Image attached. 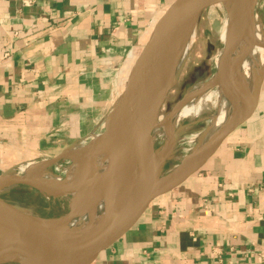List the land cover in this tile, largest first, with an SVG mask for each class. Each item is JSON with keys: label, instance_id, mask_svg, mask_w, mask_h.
<instances>
[{"label": "crops", "instance_id": "0c3cea01", "mask_svg": "<svg viewBox=\"0 0 264 264\" xmlns=\"http://www.w3.org/2000/svg\"><path fill=\"white\" fill-rule=\"evenodd\" d=\"M175 1L0 0V175L100 133ZM95 264H264V74L252 116Z\"/></svg>", "mask_w": 264, "mask_h": 264}, {"label": "water", "instance_id": "95a60500", "mask_svg": "<svg viewBox=\"0 0 264 264\" xmlns=\"http://www.w3.org/2000/svg\"><path fill=\"white\" fill-rule=\"evenodd\" d=\"M218 1L176 0L155 23L143 47L136 54H130L126 66L117 79L116 94L102 130L84 147L86 152L78 161L86 168L87 182L95 183L94 185L98 186L97 195H103L105 199L102 217L82 235L72 232L66 247L61 252L36 255L0 250V264H95L104 253L115 249L128 236L156 199L173 192L201 170L222 143L252 116L256 107L258 91L249 99L247 96L246 100L236 99L235 106L243 107L239 110L237 118L222 128L212 140L196 148V159L189 169L181 173L176 169L166 174L163 173V161L156 159L154 153L153 134L160 112L166 104L178 76L175 68L176 58L186 40L193 32H196L202 15L207 10L214 8ZM237 1L238 5L233 7L232 11H244L251 2V0ZM251 5L254 12L258 0H255ZM132 55L135 56L131 60ZM136 88L148 89L145 119L139 134L133 163L135 177L129 202L126 209L118 213L114 192L116 185L115 162L112 160L103 173H98L94 168V160L104 150L115 154L116 143L114 141L121 142L130 109L129 94ZM68 150L53 159L32 163L33 166L23 173H16V169H13L0 175V223H5L10 228L19 227L18 231L23 232L21 226L24 227L31 221L37 222L50 229L47 238H51L56 229L66 220L65 216L54 219L55 225H47L45 218L36 217L9 202L5 198V194L14 188L33 190L27 184V178L30 175L60 162L71 163L72 160H76L77 158L73 159L66 155Z\"/></svg>", "mask_w": 264, "mask_h": 264}, {"label": "bare ground", "instance_id": "6f19581e", "mask_svg": "<svg viewBox=\"0 0 264 264\" xmlns=\"http://www.w3.org/2000/svg\"><path fill=\"white\" fill-rule=\"evenodd\" d=\"M254 1L251 0L248 8L240 12L232 11L233 7L238 5L237 0H219L215 5L216 7H220L221 3L225 4L228 14V33L224 51L220 52L214 59L216 74L213 80L203 85L197 83L188 95L191 101L185 105L187 107L186 110L189 111L192 117L201 112L209 113V116L211 115L210 127L202 135L200 145L198 144L199 147L212 140L222 128L237 118L239 110L243 107L235 106L236 99L246 100V92L248 99L251 98L258 91L261 84L264 74V39L259 36L261 34H258L256 30V21L259 22V20L257 19V15L252 11L251 4ZM195 34L196 32H193L190 35L179 51L175 64L176 73H179L183 69ZM147 92L148 89L146 88H136L130 92V109L127 123L121 137V142L119 140L114 141L116 143L115 154H112L109 150H104L94 160V168L98 173H103L112 160L115 162L116 185L114 192L116 194V209L118 213L126 209L131 195L135 177L133 163L137 151L139 134L145 119ZM242 92L245 94H242ZM200 100L205 105L197 110L195 106ZM183 105L184 101L176 106L175 112L172 114V125L169 122L165 124L164 122L161 123L164 118L163 109L161 110L157 124V126H161L158 129V132H161V137L168 138L174 136V128L178 122V118H175V115L181 110ZM154 136L155 131L153 138ZM85 152V148L77 146H73V148L67 151L66 155L68 157L77 159L72 160L71 165L65 169L70 178L67 176L66 180L61 181L58 187L49 186L33 175L27 178V184L33 190L49 197L66 198L71 189L79 197V199H68V210L71 212L65 216L66 220L51 235V238H47L50 229L37 222L31 221L25 224L24 227L21 226L23 232L18 231L19 227L10 228L5 223H0V250L36 255L61 252L66 247V243L72 232L82 235L95 221L102 217L105 209L103 195H97L98 186L94 185L95 183L90 184L82 180L87 178L86 168L78 161H80V157H83ZM196 154L197 149L183 158L175 169L179 173L189 169L195 162ZM43 170L45 169L39 170V173ZM77 180L79 183L76 182ZM36 217L42 218L41 216ZM55 223L54 219L45 218V224L53 226Z\"/></svg>", "mask_w": 264, "mask_h": 264}, {"label": "rangeland", "instance_id": "374dc122", "mask_svg": "<svg viewBox=\"0 0 264 264\" xmlns=\"http://www.w3.org/2000/svg\"><path fill=\"white\" fill-rule=\"evenodd\" d=\"M214 8L207 10L202 15L183 69L179 72L180 74L178 73V78H176V82L163 107L164 118L161 123L164 122L165 124L169 122L172 125V114L175 112L176 106L184 101L183 107L175 115V118H178V122L174 128L175 134L168 138L161 137V132H158L161 126H157L155 129L154 153L156 159L163 161L164 166L162 171L164 174L175 170L183 158L199 147L202 135L208 131L207 129L211 124V115L209 116V113L201 112L192 117L189 111L186 110L187 107L185 105L191 101L188 95L197 83L203 85L213 80L216 74L214 59L220 52L224 51L228 33V14L225 4L221 3L220 7L215 6ZM254 13L259 20V22L256 21V30L258 34H261L259 36L264 39V0H258ZM134 56L132 55L131 58ZM246 96L248 97L247 92ZM204 105L203 101L200 100L196 103L195 108L199 110ZM92 138L94 137H91L87 141L78 142L73 146L84 148L92 141ZM70 165L71 163L60 162L40 171V173L36 171L32 175L38 177L49 186L58 187L61 181L66 180L67 176L70 178L65 170ZM32 166V163L22 166L16 173H23V171ZM82 180L87 181V178ZM76 182L79 183L78 180ZM5 198L35 216L48 219H58L67 216L71 212L68 210V199H79L77 193L72 189L66 198L60 199L52 198L41 192L27 188H14L5 194Z\"/></svg>", "mask_w": 264, "mask_h": 264}, {"label": "built area", "instance_id": "2783aa9c", "mask_svg": "<svg viewBox=\"0 0 264 264\" xmlns=\"http://www.w3.org/2000/svg\"><path fill=\"white\" fill-rule=\"evenodd\" d=\"M3 55H4V58H7V57L10 55V52L5 51V52L3 53ZM17 170H19V169H16V171H17Z\"/></svg>", "mask_w": 264, "mask_h": 264}]
</instances>
